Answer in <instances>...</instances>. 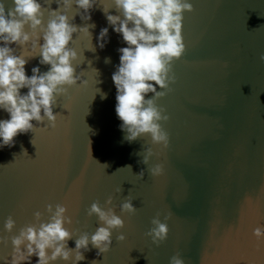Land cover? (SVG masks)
I'll use <instances>...</instances> for the list:
<instances>
[{"label":"water","instance_id":"obj_1","mask_svg":"<svg viewBox=\"0 0 264 264\" xmlns=\"http://www.w3.org/2000/svg\"><path fill=\"white\" fill-rule=\"evenodd\" d=\"M38 2L46 26L57 4ZM0 3L6 12L12 6L11 0ZM189 3L181 30L185 52L172 64L170 91L155 101L168 117L160 125L166 148L147 135L129 144L119 130L111 76L119 64L117 49L126 45L109 27L108 44L96 48V36L108 27L104 9L118 15L111 0L94 5L90 21L80 19L75 4L66 13L77 28L69 44L77 54L74 74L84 83L56 97L54 127L33 121V132L0 150V264L11 259V239L19 230L37 223L36 212L47 222V205L66 207L71 223L65 227L73 236L67 247L73 249L80 235L102 226L87 211L92 203L104 208L109 197L124 227L112 232L106 253L97 255L89 244L79 264H169L173 256L184 264H264V237L253 236L264 228V0ZM90 24L91 38L79 33ZM12 47L17 56L27 49ZM25 59L26 76L33 67L48 70L38 55ZM0 119L7 114L0 112ZM145 149L154 153L146 166ZM156 164L163 173L151 177L148 168ZM127 200L136 211L121 216ZM157 214L162 223L167 217L168 232L154 245L146 233ZM9 217L15 222L11 233L4 231ZM30 262L36 264V257Z\"/></svg>","mask_w":264,"mask_h":264},{"label":"clouds","instance_id":"obj_2","mask_svg":"<svg viewBox=\"0 0 264 264\" xmlns=\"http://www.w3.org/2000/svg\"><path fill=\"white\" fill-rule=\"evenodd\" d=\"M43 2L50 4L53 0ZM55 2L57 8L48 12L46 26L42 24L44 9L38 0H11L12 6L7 12L0 3V112L8 116V119H0V150L13 147L18 135L33 132V121L37 124L47 121L48 126L54 127L57 116L52 109L56 97L63 96L65 90L77 85L78 81L84 83L80 75L74 74L73 63L77 54L69 44L77 28L69 23L66 13L75 4L80 19L90 21L89 13L100 0ZM111 3L118 15H108V10L104 9L108 27L101 28L96 36V48L103 50L108 44L109 27L126 45L117 49L119 64L111 76L119 130L129 144L147 135L153 145L166 148L168 136L160 125L168 117L162 115L163 110L156 107L155 101L170 91L169 85L174 83L172 64L185 52L181 35L183 14L190 13L192 6L189 0H111ZM89 27L95 25L80 28L79 33L91 38ZM38 41L42 43L38 44ZM12 46H27V49L17 56ZM37 55L38 64L48 66V70L42 73L39 67H33L31 76H26L25 57L35 58ZM259 59L264 63V55ZM109 62L106 58L105 63ZM22 89H26V93L21 94ZM149 94L151 97L146 99ZM106 98V94H101L102 100ZM153 156L151 149H145L141 163L148 165ZM148 173L151 177H159L163 165L148 168ZM143 175L142 171L139 177ZM111 204V197L105 201L104 208L92 203L87 214L95 216L102 226L90 236L80 235L75 239L73 249L67 247V241L73 236L65 227L71 223L66 217V207L47 205V222H40L41 213L36 212L34 221L38 226L34 223L19 230L11 239V259L3 264H31L33 256L36 264H54L57 260L63 264H79L84 259L82 251L87 252L89 244L98 250L97 255L106 253L112 244V232L124 227L120 216L109 207ZM135 211L131 200L119 208L121 216L132 215ZM164 220L162 223L159 214L151 220L152 227L146 235L154 245L167 237V217ZM14 227L15 222L9 217L4 223V231L11 233ZM253 236L264 237V228L257 227ZM117 240L123 241L124 236H118ZM169 264L184 262L173 256Z\"/></svg>","mask_w":264,"mask_h":264}]
</instances>
